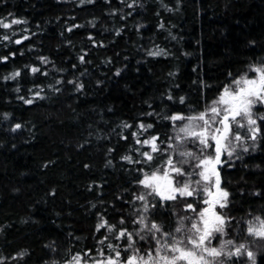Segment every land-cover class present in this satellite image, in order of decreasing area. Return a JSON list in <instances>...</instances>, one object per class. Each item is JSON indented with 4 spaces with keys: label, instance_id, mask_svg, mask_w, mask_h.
Listing matches in <instances>:
<instances>
[{
    "label": "trees",
    "instance_id": "1",
    "mask_svg": "<svg viewBox=\"0 0 264 264\" xmlns=\"http://www.w3.org/2000/svg\"><path fill=\"white\" fill-rule=\"evenodd\" d=\"M14 19L22 23L0 27V264H73L74 256L93 264L115 256L108 244L120 246L123 261L132 249L115 238L122 229L143 255L155 241L141 231V216L174 233L190 212L138 181L157 169L176 175L168 157L190 173L204 153L198 142L176 140L187 120L164 117L210 116L226 86L256 75L249 66L264 64V0H0V21ZM253 112L264 114V106ZM258 124L255 142L233 125L242 141L221 169L229 197L220 213L232 218L221 241L246 244L264 264V241L246 232L247 221L264 218V122ZM153 136L161 151L149 164L141 153L151 147L136 140ZM104 221L113 232L97 231ZM225 264L252 261L242 255Z\"/></svg>",
    "mask_w": 264,
    "mask_h": 264
},
{
    "label": "snow or ice",
    "instance_id": "2",
    "mask_svg": "<svg viewBox=\"0 0 264 264\" xmlns=\"http://www.w3.org/2000/svg\"><path fill=\"white\" fill-rule=\"evenodd\" d=\"M89 3L92 0H88ZM131 6V5H129ZM22 23L20 20H12L11 23H3L0 21V27L5 29L10 28L13 24ZM163 27V25H161ZM71 31V29H69ZM8 37L5 36V39ZM27 39V37H25ZM21 41L16 40L15 43L19 44ZM150 55H158L159 53H149ZM4 60L7 57L2 58ZM83 60V57H81ZM33 73L39 71L38 68H32ZM249 71L254 72L256 75L250 78L247 73L241 75L238 79H234L229 86L223 89L219 99L216 100L213 106L210 107V113L212 117H218L219 119H212L211 121L206 118L208 116V110L196 115L183 116L180 114H174L172 116L164 117L171 121L187 120L188 123L178 129L182 135H177L176 140L184 142L185 140H191L193 143L198 142L201 146L200 151L213 147L214 155L198 158L199 163L196 167H199L201 171L198 173L200 180L195 183L203 184V192L207 194L209 199H205L204 204L208 207L204 208L198 213L199 223H192L191 227L185 232L183 239L177 238L174 233L184 232L183 225L178 226L173 232H164L162 227L156 223L145 224V218L140 217L138 221L143 225V230H147L150 236L147 238L151 241H155V246L146 249L144 254L141 255L139 248L133 247L136 241L133 239L131 233L127 229L119 230L116 239H125L126 246L124 251L132 249V254L126 257L123 261L120 260L121 252L118 245L108 244L107 247L112 249L115 256L109 255L105 260H95L93 264H225V261H231L233 257H241L246 255L248 260L252 261V264H256V258L254 252L250 251L246 244H235L232 239L222 240L219 246H211L213 239H219L227 235V227L230 224L232 218L227 217L223 213H218L215 208L218 206L223 209L228 206L229 193L220 187L221 179L217 170V165L221 163L222 154L226 153L231 158L235 152V147L232 145V140L236 142L242 141V137L239 133L233 132V125L237 128H246L247 133L251 135L247 136L248 139L255 142L258 135L261 132L258 120L264 122V114L254 113L253 109L257 105L264 106V64L250 65ZM119 74V73H117ZM20 73L16 72L11 77H5L6 79H15ZM231 75V74H230ZM82 87V85H81ZM171 99V97H169ZM31 103V100L25 101ZM183 102V97H181ZM151 115V113L149 114ZM239 118V119H238ZM200 122V123H195ZM218 123L220 127L212 128L213 124ZM21 125L17 124L16 128H20ZM125 127H131L125 125ZM153 125L140 124L139 128L143 131H147L152 128ZM198 129V130H197ZM136 136V133L132 134ZM230 137L232 138L230 140ZM159 138L153 136L143 141L137 139L136 143L148 145L151 147V152H143L141 155L145 157V163H151L154 159L152 153L160 152L161 149L156 141ZM213 142V143H210ZM244 152H248V146L240 145ZM173 147V145H169ZM253 149L256 145L253 143ZM166 151V149H165ZM180 156H193L191 152H179ZM238 158V157H237ZM122 159L129 163H139L140 161H134L131 156L122 157ZM182 161L180 163H186ZM171 172H174L177 176L184 175L181 167L176 166L173 163V159L168 157L164 162ZM160 169L153 171L151 174H145L144 179L138 181L144 188L150 189V195L160 197L161 201H175L178 197H191L197 193V189L192 187L191 182H184L181 185H176L173 182L171 173L167 170L160 173ZM211 184V187L209 186ZM215 188V192L211 189ZM136 199L140 201H146L145 195H139ZM155 207V205H153ZM188 209H193L192 204H187ZM144 211H148V205L145 203ZM139 214V213H137ZM120 223H124L123 219ZM107 227L111 233L116 228L115 225L109 226L107 221L100 223L97 226V231L101 228ZM247 235L253 237L254 240L264 241V219L257 216L247 221L246 228ZM160 234V236L157 235ZM140 240H145L146 237L136 233ZM164 237L161 239L160 237ZM108 237H105V240ZM101 244L104 240L100 241ZM231 245L235 250L228 246ZM227 248V250H226ZM23 255V253H21ZM87 255V253H85ZM99 255L103 256L104 252L101 250ZM82 257L74 256L72 258L73 264H82Z\"/></svg>",
    "mask_w": 264,
    "mask_h": 264
},
{
    "label": "flooded vegetation",
    "instance_id": "3",
    "mask_svg": "<svg viewBox=\"0 0 264 264\" xmlns=\"http://www.w3.org/2000/svg\"><path fill=\"white\" fill-rule=\"evenodd\" d=\"M224 156L225 155L222 154V156H221V163L219 165H217V170H218V172L220 174V179H221V175H222L221 169L223 167V164L225 163ZM197 163H198V161H195V163L190 167L193 172H196L197 173L195 175V177L193 178V181L200 180V177L198 175V173H199L198 172V167H196ZM185 169L188 170L189 168H186L185 167ZM188 172H189V170H188ZM184 175L186 176V173ZM172 176H175L176 177V175H173V174H172ZM178 177L179 176H177L176 178H178ZM181 178L182 177L180 176V179ZM180 182H182V181L180 180ZM181 184L182 183H179V185H181ZM197 186H199V189H198L199 192L197 194H194L191 197H178L177 200H175V201H164V202H167L168 204H173V203H177L178 204V203H180L182 206H184V210H187V211L190 212V214L187 215V217L189 219L187 221L188 223L189 222L199 223V215H198V213L200 211H202L204 208L208 207V205L204 204V202H203L205 199H209V197L207 196L206 193L203 192V185H202V183L200 185H197ZM220 187L222 189H224L223 188V182H222V180H221ZM213 192H215V188H214ZM189 203L192 204V207H193V209H195V211H193L191 209H188L186 207L187 204H189ZM220 210H221V208H219L218 206L215 208V211L218 212V213H220ZM187 217H185V219H187ZM262 219H264V218H262ZM220 241H221V237L219 239H213L212 242H211V246H219Z\"/></svg>",
    "mask_w": 264,
    "mask_h": 264
},
{
    "label": "rangeland",
    "instance_id": "4",
    "mask_svg": "<svg viewBox=\"0 0 264 264\" xmlns=\"http://www.w3.org/2000/svg\"><path fill=\"white\" fill-rule=\"evenodd\" d=\"M206 118H208L210 121L212 120V119H216V120H218L219 118L218 117H212L211 116V113H210V116H207ZM216 127H220V125L218 124V123H216V124H213L212 125V128L214 129V128H216ZM198 130V129H197ZM232 138L230 137V140H231ZM210 143H213V142H211L210 141ZM238 143L239 142H236V141H234V140H232V145L231 146H233V147H237V145H238ZM210 148H212V149H214L213 147H209V148H206V149H204V153H203V155L201 156V157H197V159H196V161H198V163H199V159L198 158H203V157H205V156H209V155H214V153H211V154H208V149H210ZM224 155H227L226 153H224ZM197 163V164H198ZM182 168V167H181ZM182 171L184 172V173H186V169H185V167L182 169ZM201 171V169L198 167V172H200ZM197 173L196 172H190V173H186V176L185 175H181V179H180V176L178 177V180H176L175 178H173V176L171 175V177L173 178V182H174V184H176V185H179V183H181L180 182V180L181 181H183V183L184 182H191L192 183V187L193 188H196L197 189V193L199 192V186H197V184L195 183L197 180H195V181H193V178L195 177V175H196ZM201 183H202V185L205 183V182H203V181H201ZM210 187H211V184L209 185ZM212 191L214 190V187L211 189ZM196 193V194H197ZM187 217V216H186ZM189 219H188V217H187V219H179L178 220V223H177V227L178 226H181V224L183 225V227H184V229H185V231L184 232H181V235H185V232H187V230L191 227V224L193 223V222H187Z\"/></svg>",
    "mask_w": 264,
    "mask_h": 264
}]
</instances>
